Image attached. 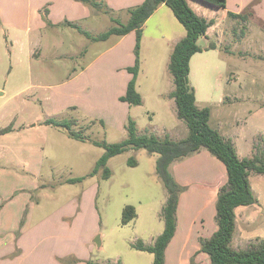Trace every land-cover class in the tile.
I'll return each instance as SVG.
<instances>
[{
	"label": "rangeland",
	"instance_id": "rangeland-1",
	"mask_svg": "<svg viewBox=\"0 0 264 264\" xmlns=\"http://www.w3.org/2000/svg\"><path fill=\"white\" fill-rule=\"evenodd\" d=\"M23 3L19 0H2L1 6L5 5L14 12L23 9ZM116 4L112 9L106 8L104 3H100L99 8H91L99 20L94 23L85 21L82 24L84 30L94 35L102 33L112 26V17L122 20L126 11L135 8L126 9L119 7L118 2ZM226 25L229 26L226 28L225 52L229 40H233L228 51H232L235 56L230 55L228 59L229 55L225 53L224 59L223 56L214 57L213 53L205 62L206 54L202 53L191 61L189 78L196 92V105L210 109L211 128L215 127L219 111L229 113L242 105L248 106L245 101L239 100L230 108H224L219 103L223 92L225 95L236 94L240 99L251 93L256 101L264 102V41L255 39L256 44H261L260 50L255 44L245 54L243 44L238 45L236 41L238 36H233L232 26L229 22ZM72 33L77 35L76 32ZM117 41L118 38H112L106 43L95 44L85 57L74 59L66 72L61 71L53 78L49 88L34 85L36 76L29 72L28 55H18L17 49H9L11 56L0 53V124L12 129L0 134V155L9 161L5 166L10 168L18 166L23 170L26 160L32 164V168L40 165L45 175L38 182L35 193L47 192L55 199L43 200L46 203L45 216L51 215V221L55 218L52 213L55 201L62 199L63 240H99L103 250L95 251V257H105L107 262L114 264H122L121 261L128 264L133 260L131 253L134 249L128 243L132 238L130 228L121 224L123 208L130 205L136 207L146 220L151 214H157L156 217L163 221L160 213L164 203L160 204L166 199L167 192L155 171L158 155L149 154L144 149L127 150L109 159L107 166L110 177L103 179L102 171L89 176L104 152L95 142L111 144L126 139L125 127L129 119L135 122L138 134L154 130L159 136H172L175 130L173 122H170L173 119L168 118L164 106L167 101L159 103L160 98L155 94L168 92L173 84L168 63L163 59V48L159 44L148 47L149 42H146L138 51L141 72L137 81L144 103L128 106L121 102L120 97L125 94L127 82L131 78L126 69L134 65L136 58L135 32L120 45H117ZM200 44L201 41L198 42ZM66 50L52 48L51 53L59 54ZM55 60L54 55L47 57L46 65L52 70H59L58 67L63 63ZM230 78L235 85L228 88L226 83ZM254 80L255 84L248 87ZM224 84L225 91L222 87ZM169 111L173 113L172 109ZM6 115L9 119L4 118ZM49 119H74L76 123L72 129L85 139L80 141L70 138L65 129L46 124ZM251 121L253 125H258L257 120ZM33 124H36L35 127L30 128ZM5 128L0 127V130ZM244 147L239 142V157L245 154L242 151ZM131 158L137 162L136 166L128 165ZM35 161L39 162L35 164ZM195 173L193 169L192 177L196 178L192 179L193 183L180 185L183 191L201 187ZM28 175L31 181L35 180L32 175ZM82 177L80 182H66ZM201 206L198 201L196 207ZM187 207H191V202H188ZM26 214L27 210L23 213L22 223ZM145 255L153 256L147 252Z\"/></svg>",
	"mask_w": 264,
	"mask_h": 264
},
{
	"label": "crops",
	"instance_id": "crops-1",
	"mask_svg": "<svg viewBox=\"0 0 264 264\" xmlns=\"http://www.w3.org/2000/svg\"><path fill=\"white\" fill-rule=\"evenodd\" d=\"M1 1L0 53L11 56L9 49H17L18 55H28L29 72L36 76L35 83H33L40 87H51L52 82L50 81L53 78L58 76L61 71L66 72L74 59L85 57L95 44L106 43L112 38H118L117 45H120L134 32L121 37L112 36L102 42H94L85 38L70 25H76L87 32L82 24L85 21L97 22L99 16L91 9L98 7L85 4L81 0H19L26 3H23V9L14 10V12H11L5 5L1 6ZM92 1L98 5L104 3L105 7L110 9L116 7L118 2L119 7L129 9L132 6L141 5L144 0ZM186 2L197 16L209 22L205 36L198 40V42H202L199 46L205 48L213 45L214 47L191 57L190 72L191 61L198 54H206L205 62L213 53H215L214 57L223 56L224 59L225 53L229 55L228 59L230 55L235 56L232 51H228L233 40H229L225 52L226 28L229 26L226 25V22L230 23V27L232 26L233 36H238L236 39L238 45L242 43L243 48L246 49L245 54H247V50L251 51L256 45L260 50L261 44H256V40L264 41V0H226L225 8H215L198 0H186ZM228 14L240 18H234ZM112 18L126 23L129 19V10L126 11L122 20L116 17ZM72 32H76L77 35ZM185 34L184 27L177 21L172 11L162 4L142 27L141 48L146 42H149L148 47L159 44V47L163 48L165 63H169L168 60L175 44ZM10 39L12 41H9ZM69 42L70 45H67ZM60 47L67 50L59 54L51 53L52 48ZM69 49L70 51H68ZM53 55L56 62L63 63L58 67L59 70H52L46 65L47 57ZM242 61L244 62V60ZM140 72L139 68L138 76ZM138 76L136 90L144 103V96L137 84ZM255 82L256 80L249 83L248 87L253 86ZM234 85L235 82L231 78L226 83L228 88ZM222 87L225 91V84ZM172 90L173 88L168 92L156 93L155 96L160 98L158 99L159 103L167 101L164 106L167 108L168 118L173 119V121H169L173 122L172 127L175 131L172 132V136L167 137L173 141H179L187 136L188 130L186 125L176 117L174 101L168 97ZM16 93L18 94L19 91ZM239 100L245 101L248 106L242 105L234 112L229 113L225 110L219 111L213 129L222 136L231 139L236 151L239 142L245 146L242 150L245 154L239 158L251 157L254 146L264 143V102L256 101L255 96H252L251 93L240 99L236 94L225 95L223 92L219 103L224 108H230L233 103ZM170 109L173 110V113H170ZM4 118L9 119V116L6 115ZM210 119L209 122H211ZM253 119L258 121V125H253L251 121ZM33 125L29 127H35L36 124ZM0 127L5 128L6 126L0 124ZM148 133H153L159 138L165 137L162 134L157 135L154 130ZM178 136L179 138H173ZM37 162L39 161H35V164ZM8 164L9 161L0 155V264H114L110 261L107 262L105 257L99 255L95 257V251L103 250V245L99 240H63L62 199L55 201V210L52 212L55 218L51 221V215L45 216L46 203L43 200L55 199L47 192L35 193L38 182L45 175L40 169V165L32 168V164L26 160L23 164L24 169L21 170L18 166L11 168L5 166ZM193 169L197 172L194 175L198 176V183L201 184V187L189 188L190 193H188V189L179 195L175 233L165 251V264H211L209 256L201 252V241L210 238L217 230L215 204L218 189L226 182V171L224 165L204 149L186 158L176 160L169 166L171 176L179 185L193 183L192 179H196L195 176L192 177ZM28 174L34 177V182L30 180ZM249 181L257 203L250 206H239L235 209L236 232L231 244L234 249L245 248L252 239H264V176L252 175L249 177ZM165 201L166 199H163L160 205ZM198 201L202 204L201 207H196ZM188 202L189 204L191 202V207H187ZM134 209L136 217L126 225L132 232V238L128 243L133 244L139 240L145 245H152L155 238L163 231V221L156 217L157 214H151L146 220L136 207ZM25 210H27V214L22 223ZM53 230L54 233H52ZM131 257L133 260L128 264L153 263V256L152 258L146 257L145 252L133 250ZM121 263L127 264L125 261H121Z\"/></svg>",
	"mask_w": 264,
	"mask_h": 264
},
{
	"label": "trees",
	"instance_id": "trees-1",
	"mask_svg": "<svg viewBox=\"0 0 264 264\" xmlns=\"http://www.w3.org/2000/svg\"><path fill=\"white\" fill-rule=\"evenodd\" d=\"M81 1L99 8V5L92 0ZM198 1L215 8H225L226 6V0ZM162 4L172 11L186 32L185 36L175 44L169 58L168 71L172 77L173 90L168 97L173 99L176 117L184 122L188 134L179 141H173L167 136L159 138L148 132L138 134L135 122L129 119L125 127L126 139L111 144L95 142L96 145L103 148L104 152L96 161L89 176H94L102 171V178L108 179L110 177V170L107 166L109 159L130 149H144L149 154L158 155L155 171L167 192V198L160 213L164 224L163 231L155 238L152 245H145L142 241L137 240L131 244V247L136 251L152 254V264H165V251L175 233L176 210L179 195L183 192L182 187L171 176L169 166L174 161L186 158L201 149L206 150L224 165L226 182L218 189L215 204L217 230L210 238L201 241V252L209 256L211 264H264L263 238L250 240L242 249H234L231 246L236 232L235 209L239 206H250L257 203L249 177L252 175L264 176V144L255 145L251 157L239 158L231 139L222 136L209 126L210 109L199 108L196 105L195 90L190 83L189 62L191 57L196 53L214 48L213 45L205 48L198 45V40L205 36L209 22L197 16L186 0H144L141 5L129 10V19L126 23L111 18L112 26L96 36L82 31L76 25L70 26L94 42H102L112 36L121 37L132 31L135 32L136 58L134 65L126 69L131 78L127 82L125 94L120 97V101L129 106H140L142 97L136 90V79L140 67L138 51L141 46L142 27ZM228 16L240 18L232 14H228ZM45 123L65 129L70 138L80 141L85 139L81 133L72 129L76 123L74 119H49ZM11 130V127H7L0 130V134H6ZM128 165L136 166L137 162L131 158ZM82 180L83 177L69 179L66 182L76 183ZM135 217L134 207L127 205L122 210L121 224L127 225Z\"/></svg>",
	"mask_w": 264,
	"mask_h": 264
}]
</instances>
